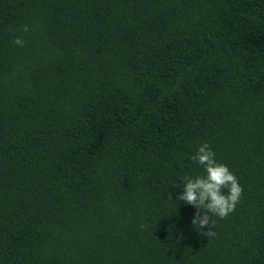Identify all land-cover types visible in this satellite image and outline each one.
<instances>
[{
	"label": "trees",
	"instance_id": "1",
	"mask_svg": "<svg viewBox=\"0 0 264 264\" xmlns=\"http://www.w3.org/2000/svg\"><path fill=\"white\" fill-rule=\"evenodd\" d=\"M0 264H264V0H0Z\"/></svg>",
	"mask_w": 264,
	"mask_h": 264
},
{
	"label": "clouds",
	"instance_id": "2",
	"mask_svg": "<svg viewBox=\"0 0 264 264\" xmlns=\"http://www.w3.org/2000/svg\"><path fill=\"white\" fill-rule=\"evenodd\" d=\"M28 30L25 25L23 31ZM14 43L23 46L24 41L18 37ZM191 159L203 168L204 174L181 177L183 191L177 200L196 208L192 224L196 229L199 228L201 235L210 240L217 235L213 216L224 219L232 213L241 198L243 188L230 169L217 162L208 143L201 144ZM140 227L143 229L146 226Z\"/></svg>",
	"mask_w": 264,
	"mask_h": 264
}]
</instances>
